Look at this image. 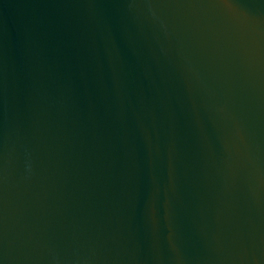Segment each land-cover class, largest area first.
<instances>
[{"label":"water","instance_id":"water-1","mask_svg":"<svg viewBox=\"0 0 264 264\" xmlns=\"http://www.w3.org/2000/svg\"><path fill=\"white\" fill-rule=\"evenodd\" d=\"M0 264H264V0H0Z\"/></svg>","mask_w":264,"mask_h":264}]
</instances>
